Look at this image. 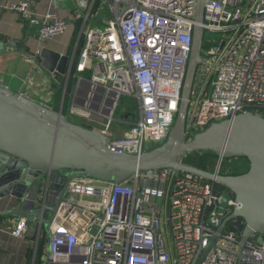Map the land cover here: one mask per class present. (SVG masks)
Returning a JSON list of instances; mask_svg holds the SVG:
<instances>
[{
  "label": "built area",
  "instance_id": "built-area-1",
  "mask_svg": "<svg viewBox=\"0 0 264 264\" xmlns=\"http://www.w3.org/2000/svg\"><path fill=\"white\" fill-rule=\"evenodd\" d=\"M74 1L79 13L70 20L51 11L39 14L32 0H0V8L16 12L39 41L63 35L71 20L80 21L63 82L48 74L51 88L58 87L59 108L104 132L114 150L140 154L164 143L180 108L197 0ZM104 1L110 18L100 15L102 28L91 16ZM202 27L189 138L241 112L264 114V0H209ZM124 98L135 100L139 116L116 117ZM222 161L218 157L210 171L223 174ZM66 193L52 222L46 264H199L227 218L217 246L201 264H264V235L242 242L241 232L230 228L240 206L234 194L190 172L142 171L130 184L78 177ZM226 193L231 198L221 213ZM30 231L22 218L11 233L22 238Z\"/></svg>",
  "mask_w": 264,
  "mask_h": 264
},
{
  "label": "water",
  "instance_id": "water-1",
  "mask_svg": "<svg viewBox=\"0 0 264 264\" xmlns=\"http://www.w3.org/2000/svg\"><path fill=\"white\" fill-rule=\"evenodd\" d=\"M209 0H197L192 56L182 90L180 108L167 140L140 154L114 150L110 137L84 122L72 120L62 108H54L0 85V206L4 218H26L31 230L50 239L52 222L67 200L74 178L93 177L131 183L142 171L172 168L185 171L229 189L237 203L231 230L245 242L264 235V114L245 111L210 124L192 138L187 136V112L196 70L203 61L204 10ZM60 9L79 13L74 0H55ZM9 47L33 58L61 84L70 57L48 47L33 51L26 42L7 41L0 33V53ZM129 115L126 114L125 117ZM211 151L220 160L246 158L249 168L241 173L218 174L183 162L193 152ZM231 194L220 201L223 213ZM13 201V202H12ZM230 218L213 235L199 264L218 239ZM236 225V228L233 226Z\"/></svg>",
  "mask_w": 264,
  "mask_h": 264
},
{
  "label": "crops",
  "instance_id": "crops-1",
  "mask_svg": "<svg viewBox=\"0 0 264 264\" xmlns=\"http://www.w3.org/2000/svg\"><path fill=\"white\" fill-rule=\"evenodd\" d=\"M13 2L18 0H5ZM35 10L39 14L48 11L55 12L61 18L73 19L78 13L68 9H60L55 5V0H32ZM82 27L80 21H70L68 31L59 36H55L46 41H39L36 36L29 34L20 20L19 15L10 10L0 8V33L4 34L7 41H24L33 51H40L43 47H48L70 58L74 56L76 45L78 43L79 33ZM43 72V75L40 74ZM27 73L22 80L29 78L28 86L24 87L20 76ZM49 73L37 65L36 61L21 54L18 50L9 47L7 53H0V85L7 86L10 89L29 95L30 85L42 83V78ZM24 88L27 90L24 91ZM60 102V100H59ZM48 105V103H47ZM49 106V105H48ZM52 106V105H51ZM13 202V201H12ZM0 206V212L3 211ZM0 264H42L45 261L49 251V239L47 236H37L36 230L22 238L12 235L13 226L19 221L15 218H4L0 215ZM45 239L39 247L40 239Z\"/></svg>",
  "mask_w": 264,
  "mask_h": 264
},
{
  "label": "rangeland",
  "instance_id": "rangeland-1",
  "mask_svg": "<svg viewBox=\"0 0 264 264\" xmlns=\"http://www.w3.org/2000/svg\"><path fill=\"white\" fill-rule=\"evenodd\" d=\"M98 11V14L96 15V12ZM100 15H104L110 18V10H109V4L107 5V3L104 1L99 9H96L91 16V22L94 24H98L99 26H101L102 28L106 27V24L101 23V17ZM40 74L43 75V72L40 71ZM27 75V73L25 72L22 76H20L21 79V83L24 87V83H25V87L28 86V82L30 81L29 78L23 79L21 77H25ZM52 79L51 77H49L48 75H45L44 78H42V83L40 84H36L34 82V85L31 84L30 85V94L32 96L33 99L44 103L49 106L53 105V104H58L59 103V91H58V87L56 88H51L52 85ZM27 89L24 88V91H26ZM130 112L132 115H136L139 116V109H138V104L135 102V100L133 99H128V98H124L118 108L116 117L120 118L124 113ZM74 121L76 122H80V119H74L72 118ZM131 121L135 120V118L133 116L130 117ZM116 126H120L122 128H126L125 126L121 125L119 122H115ZM147 147V145H146ZM154 146H149V149H152ZM218 160V158L214 159V163H216V161ZM250 164L249 161L246 158H232V159H224L222 161V166H221V171H223V173L227 172V173H241V172H245L246 170H248ZM47 262L43 261L42 264H46Z\"/></svg>",
  "mask_w": 264,
  "mask_h": 264
},
{
  "label": "trees",
  "instance_id": "trees-1",
  "mask_svg": "<svg viewBox=\"0 0 264 264\" xmlns=\"http://www.w3.org/2000/svg\"><path fill=\"white\" fill-rule=\"evenodd\" d=\"M54 108H59V103L54 105ZM66 113V112H65ZM219 156L211 151H203V152H193L188 154L187 156L183 157V162L197 166L201 169L210 170L211 166L214 164V159L218 158ZM216 187L222 188V186L216 184ZM1 219V218H0ZM46 234L43 236L45 238ZM48 237V236H47ZM40 239L39 247L43 244L45 239Z\"/></svg>",
  "mask_w": 264,
  "mask_h": 264
},
{
  "label": "flooded vegetation",
  "instance_id": "flooded-vegetation-1",
  "mask_svg": "<svg viewBox=\"0 0 264 264\" xmlns=\"http://www.w3.org/2000/svg\"><path fill=\"white\" fill-rule=\"evenodd\" d=\"M225 173H227V172H225ZM228 174V173H227Z\"/></svg>",
  "mask_w": 264,
  "mask_h": 264
}]
</instances>
